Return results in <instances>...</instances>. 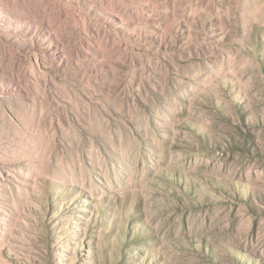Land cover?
<instances>
[{
	"label": "rangeland",
	"instance_id": "obj_1",
	"mask_svg": "<svg viewBox=\"0 0 264 264\" xmlns=\"http://www.w3.org/2000/svg\"><path fill=\"white\" fill-rule=\"evenodd\" d=\"M0 264H264V0H0Z\"/></svg>",
	"mask_w": 264,
	"mask_h": 264
}]
</instances>
